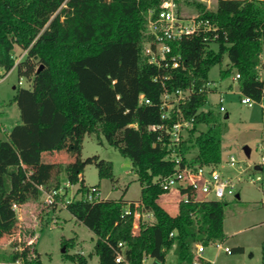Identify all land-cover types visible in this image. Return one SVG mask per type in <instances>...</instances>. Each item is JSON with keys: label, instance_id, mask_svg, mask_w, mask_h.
<instances>
[{"label": "trees", "instance_id": "1", "mask_svg": "<svg viewBox=\"0 0 264 264\" xmlns=\"http://www.w3.org/2000/svg\"><path fill=\"white\" fill-rule=\"evenodd\" d=\"M163 1L0 0V79L16 67L29 82L14 95L20 118L8 139L0 140V243L20 233L13 205L21 204L30 190L43 195L41 186L45 192L59 190L63 175L82 195L66 203V210L97 236L94 253L100 264H144L148 257L166 264L175 244L177 264H193L196 243L223 242L227 201L197 202L188 185L178 189L187 198L173 215L159 203L168 193L161 181L178 170L170 159L173 153L182 158L180 168L221 163L217 112L204 107L211 92L209 74L225 57L228 64L220 71L221 79L238 73L241 94L260 99L264 0H217L213 9L193 0H175L178 6L187 2L210 26L172 43L167 61L157 65L144 50L154 39L148 31L149 11L156 19ZM16 47L26 52L18 64ZM174 56L180 62L177 68L170 59ZM178 91L189 95L179 103V112L162 119L164 95L174 98ZM192 120L181 142L174 143L169 134L173 125ZM152 125L163 128L150 132ZM57 128H76L78 149L86 135L95 134L129 158L142 185L141 212L152 213L154 220H141L140 231L134 233V217L124 216V211L134 210L138 202L87 199L98 186L86 185V166L95 165L100 176L112 179L110 162L98 156L70 163L45 160L50 152L43 150L45 137ZM262 134L264 140V127ZM21 246L15 243L16 251L0 254V264H44L36 247ZM119 254L121 262L116 261ZM65 257L89 264L83 254L65 252Z\"/></svg>", "mask_w": 264, "mask_h": 264}, {"label": "rangeland", "instance_id": "2", "mask_svg": "<svg viewBox=\"0 0 264 264\" xmlns=\"http://www.w3.org/2000/svg\"><path fill=\"white\" fill-rule=\"evenodd\" d=\"M193 1L213 9L217 0ZM178 8L186 17L197 14L187 2ZM13 54L18 64L26 52L16 47ZM227 64L228 57H225L223 64L217 65L210 72L209 79L214 91L209 95V103L204 110L216 111L221 127L222 158L217 168L223 176L236 178L242 169L258 163L264 154V119L259 105L247 107L241 104L243 95L239 82L233 80L234 76L221 79L220 71L224 70ZM19 87L28 88L29 82L19 76L16 67L0 79V140L8 139V132L20 118L19 109L13 100ZM220 95L224 97L226 111L223 113L219 112ZM55 135L58 136L56 142L50 140ZM47 140L43 144V150L50 152L45 153V160L70 163L80 158L98 156L112 164V179L100 176L98 169L92 164L86 166L83 174L86 185L98 186L101 199L123 198L128 202L141 203L142 185L132 171L131 160L111 147L104 137L99 140L95 134L86 135L78 149L76 128L69 132L57 128L54 134L48 132ZM246 147L249 149L248 153L245 152ZM195 153L196 151L191 152L188 157H193ZM231 156L238 161L234 167H229L227 163ZM259 177L264 178V172L247 170L237 186L240 198L226 199L228 205L225 212L223 245L231 249L242 247L244 251L228 254L218 251L214 245H209L206 246L203 258H198V264H264V187L258 188L259 183L256 180ZM253 181L256 184H253ZM66 183V177L63 175L62 186ZM77 191L78 186L67 188L50 205L46 203L45 194L38 196L36 191H28L16 212L20 233L3 239L0 243V254L16 251L14 244L18 243L20 246L30 245L32 249L36 247L44 264H78L66 258L65 252L70 255L83 254L89 264H100L98 255L94 253L97 236L66 210V203L73 201L75 196L76 199L81 198L82 195L77 194ZM186 198V195L180 194L177 187H174L160 198L159 203L175 215L179 202ZM144 219L153 221L152 218ZM144 264L160 263L148 257ZM166 264H177L176 244L168 253Z\"/></svg>", "mask_w": 264, "mask_h": 264}, {"label": "built area", "instance_id": "3", "mask_svg": "<svg viewBox=\"0 0 264 264\" xmlns=\"http://www.w3.org/2000/svg\"><path fill=\"white\" fill-rule=\"evenodd\" d=\"M152 15L153 11L150 10L148 31L150 34L153 35L154 39L151 43L149 42L146 45L144 50L151 64L162 65L163 62L167 61L168 55L172 53V43L182 39V37L184 36H190L197 33L202 27L209 28L210 26L209 22L200 20L199 13L190 17L184 16L180 12L175 0H164L160 5L159 13L156 19H152ZM170 59L172 61L173 68L179 67L180 62L177 57L174 56ZM260 59L261 64L258 67V73L260 81L264 83V53L261 54ZM233 76V80L238 82L240 79V75L236 73ZM19 85H21V83H19ZM208 87L211 89V94L212 91H214L211 86V83H209ZM188 95V92L184 93L182 91H178L174 95V98H172V95L170 94H165L163 97V104L166 109L165 112L162 114V119H167L171 111L178 110L179 112V103L185 100ZM143 100L144 96L141 95L140 102L142 103ZM240 101L242 105L247 107L259 105L264 119V90L259 100H255L249 96H243ZM145 103L150 104V101L145 100ZM218 105L220 113L226 111L224 107V97L222 95H220ZM192 123L193 120L179 121L174 124L172 129L169 131L172 141L176 144H179L182 140L183 134L192 126ZM162 128L163 126L152 125L149 127V131L152 132ZM170 159L172 161H175L179 167L173 175L166 177L161 181V187L163 188V190L169 192L174 187L180 189L182 187H187L188 185H190L196 192L197 202H204L208 200L226 201L228 197L237 198V186L239 183H241V176L244 172L250 169H255L256 171L264 172V154L261 156V159L258 163L247 165L246 169H242L240 171V174L236 178L223 176L218 170L217 166H198L196 169H194L190 168L188 165H184L183 168H180V162L182 161V158L176 153H173L170 156ZM227 163L229 167H234L238 163V161L234 156H231ZM256 182L259 183L258 188L264 187L263 177H259ZM256 182L253 181L252 183L256 184ZM69 187H72V185L67 182L65 186H63L59 190H54L52 192H45L42 186L39 187V189L43 192V194L46 195V203L50 205L55 202L57 196H59L61 193H64L65 190ZM99 194L100 193L98 189L96 187H93L90 193L87 195V199L92 202L102 200ZM141 208L142 204L138 202L134 210H132L130 207H127L124 211V216L134 217V233H138L140 231L141 220H146L144 218H152L154 220V215L152 213H142ZM18 209L19 205L14 204L13 210L17 212ZM174 235V232L171 233V236ZM210 245H214L218 251H223L228 254L232 253V249L229 247H225L222 241H215L212 242ZM120 246H122V244H120ZM205 249L206 246L201 242L196 243L194 245L192 253L196 257V260L193 264H198V258H203ZM116 261H123V256L119 254Z\"/></svg>", "mask_w": 264, "mask_h": 264}, {"label": "water", "instance_id": "4", "mask_svg": "<svg viewBox=\"0 0 264 264\" xmlns=\"http://www.w3.org/2000/svg\"><path fill=\"white\" fill-rule=\"evenodd\" d=\"M245 152L248 153L249 152V149L246 147L245 148ZM237 198L239 199V195L237 196Z\"/></svg>", "mask_w": 264, "mask_h": 264}, {"label": "crops", "instance_id": "5", "mask_svg": "<svg viewBox=\"0 0 264 264\" xmlns=\"http://www.w3.org/2000/svg\"><path fill=\"white\" fill-rule=\"evenodd\" d=\"M47 136V135H46ZM45 138H47V137H45ZM51 140V139H50ZM239 195V194H238ZM239 198H240V196H239Z\"/></svg>", "mask_w": 264, "mask_h": 264}]
</instances>
